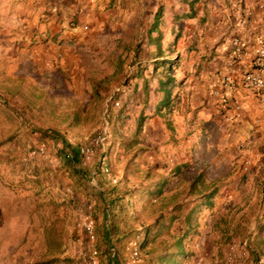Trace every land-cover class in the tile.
<instances>
[{"label": "rangeland", "instance_id": "rangeland-1", "mask_svg": "<svg viewBox=\"0 0 264 264\" xmlns=\"http://www.w3.org/2000/svg\"><path fill=\"white\" fill-rule=\"evenodd\" d=\"M63 1L77 3L76 37L66 44L51 38L84 59L79 69L58 67L53 56L60 55L47 45L36 64L21 58V48L14 47L12 62L0 49V183L37 182L45 189L44 237L28 241L30 264H86L89 239L77 221L84 211L97 221L101 264H126L131 238L139 239L144 264H264V138L250 141L241 123L196 108L192 88L184 90L181 80L199 72L196 38L183 50L187 61L174 68L178 77L171 81L169 104L156 109L144 91L149 65L139 62L152 53L149 34L139 31L132 8L163 9L167 2ZM172 2L184 9L183 1ZM186 6L185 13H192V5ZM91 9L112 12L85 29V17L78 16ZM111 97L123 107H110V176L101 170L102 155L85 163L80 157L68 161L67 153L89 142ZM177 156H192L194 163L176 172L182 165Z\"/></svg>", "mask_w": 264, "mask_h": 264}, {"label": "crops", "instance_id": "crops-1", "mask_svg": "<svg viewBox=\"0 0 264 264\" xmlns=\"http://www.w3.org/2000/svg\"><path fill=\"white\" fill-rule=\"evenodd\" d=\"M164 1L168 6L163 9L159 8V3L156 9L151 10L132 8L133 16L140 18L139 31L149 34L148 45L152 53L145 59L141 57L139 62L149 65L144 76L142 75L145 81L144 91L154 101L156 109L163 102L164 105L169 104L167 97L171 81L178 77L174 68L182 60L187 61L184 60L183 50L189 47L195 37L194 41L199 49L196 56L199 72L182 76L184 90L192 88L196 108L216 113L215 119L219 121L241 123L248 131L250 141L257 135L263 141L264 99L259 92L245 85L243 75L252 68L258 40L264 37V0ZM172 1H183L181 5L184 9L186 4H190L194 10L192 13H185L189 12L185 11L187 8L184 10L173 7ZM194 3L196 7H193ZM77 10V3H66L63 0H50L48 3L46 0H0V49L6 51L2 56L12 62L14 56L18 55L13 52L14 47L21 48V58L27 64H36L43 60L41 52L47 45L60 55L59 59L53 56L58 67L71 73L79 69L84 59L73 57L66 48L63 49L66 41L76 37L77 28L72 26V21ZM81 12L83 15H79L78 19L81 21L85 17L87 24L84 28L89 29L90 25H95L97 18L101 22L108 20L112 10L97 12L91 9ZM122 15L125 13L120 16ZM242 18L244 22L241 21ZM157 32L159 35H155ZM171 34L175 36L173 41L169 39ZM51 37L64 42L57 46ZM236 37L241 38L244 47L241 57L234 59L232 42ZM177 46L179 50L176 53L173 49ZM29 53L32 54L29 56ZM53 57L49 58L52 59V64L55 63ZM224 74L232 76L236 83L233 96L226 105L221 102V96L217 93L223 92ZM191 81H194L193 86L189 85ZM139 86L142 84H138V89ZM158 93H164L160 103L155 101ZM236 104L241 105V116H237ZM176 158L179 165L182 164L175 168L176 172H181L183 165L194 163L192 156ZM198 158L201 160L199 155ZM44 195L42 183L18 184L12 187L0 183V264H30L34 252L32 247H28V241H38L39 238L43 240L44 237ZM28 201L30 206L27 205ZM30 224L33 225L31 228Z\"/></svg>", "mask_w": 264, "mask_h": 264}, {"label": "built area", "instance_id": "built-area-1", "mask_svg": "<svg viewBox=\"0 0 264 264\" xmlns=\"http://www.w3.org/2000/svg\"><path fill=\"white\" fill-rule=\"evenodd\" d=\"M244 22V20H243ZM244 43L240 37H236L232 42L233 58L241 57ZM244 83L250 89L260 93L264 99V37H260L258 45L255 48V55L252 60V68L248 69L243 75ZM236 83L235 79L228 74H224L222 79V93L217 91L221 96V102L226 105L230 102L233 96ZM111 105H107L104 111L103 122L98 127L94 135L90 138L89 142L83 143L79 146V152L85 163H89L97 155H102L101 170L111 176L110 166L106 163V152L110 145L112 121L110 119V107H121L122 101L111 97ZM235 110L237 115L241 113V105L236 104ZM40 153L45 154V146H40ZM104 153V155H103ZM70 156V153H67ZM95 174V173H94ZM114 182L117 181L116 177H112ZM96 181V176L92 175V182ZM78 224L81 229L86 233L89 239L88 250L83 255L86 264H101L102 253L97 245V221L91 211H84L78 215ZM127 249L130 253V258L126 264H144L142 245L138 238H131L128 242ZM112 255L116 256L117 251L112 248Z\"/></svg>", "mask_w": 264, "mask_h": 264}, {"label": "trees", "instance_id": "trees-1", "mask_svg": "<svg viewBox=\"0 0 264 264\" xmlns=\"http://www.w3.org/2000/svg\"><path fill=\"white\" fill-rule=\"evenodd\" d=\"M121 107H123V103H122V106ZM110 119H111V121L113 120L112 119V114H111V112H110ZM110 143H111V141H110ZM68 153H70V156L68 157L67 156V160L68 161H77L78 160V158L80 157V160H82V156H81V154H80V152H79V147H71V151L70 152H68Z\"/></svg>", "mask_w": 264, "mask_h": 264}]
</instances>
